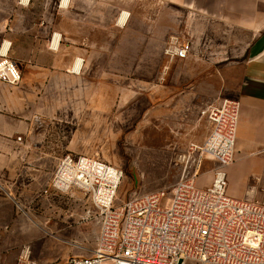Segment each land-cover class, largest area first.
<instances>
[{"label": "crops", "instance_id": "obj_1", "mask_svg": "<svg viewBox=\"0 0 264 264\" xmlns=\"http://www.w3.org/2000/svg\"><path fill=\"white\" fill-rule=\"evenodd\" d=\"M173 34L190 42L193 51L186 59L168 62L166 58L171 72L166 75L167 83L157 86V66L164 62V44L175 37ZM78 44H84L83 48ZM0 49H8V57L22 73L18 86L0 83L8 94L6 103L10 96L20 104L10 109L11 113L20 112L21 118L11 114L13 117L0 120V226L16 222L24 226L20 219H13L16 207L34 210L46 203L59 209L54 201L59 191L50 185L60 154L44 147L48 137L42 134L55 118L59 121L66 116V111L68 121L75 120L72 110L77 82L83 79L78 74L80 57H84L86 81L99 70L103 79L102 66L121 63L126 55L137 64L148 58L151 90L164 87L173 95L192 91L189 81H209L208 73L183 74L179 69L194 63L219 65L226 61L221 50H234L227 56L238 59L234 64L241 75L236 88L241 108L234 162L246 156L264 165V0H0ZM94 65L101 67L94 72ZM78 66L79 71H73ZM212 77L217 88L206 93L207 104L217 105L221 100L220 78L214 72ZM195 90L206 89L198 84ZM37 116L43 121L39 134ZM216 165L210 159L204 161L201 174L208 175L209 183L201 185L202 189L211 185ZM230 195L256 201L254 189L231 191ZM51 220L55 217L45 223ZM12 233L16 236L13 240L39 238L37 231L24 227Z\"/></svg>", "mask_w": 264, "mask_h": 264}, {"label": "rangeland", "instance_id": "obj_2", "mask_svg": "<svg viewBox=\"0 0 264 264\" xmlns=\"http://www.w3.org/2000/svg\"><path fill=\"white\" fill-rule=\"evenodd\" d=\"M173 36L180 37L177 34ZM169 40L164 44V51ZM179 42L183 40L179 38ZM78 46L83 48L84 44ZM233 51L222 49L221 57L226 61L219 65L201 66L194 63L179 69L178 72L183 74L208 73L209 81H189L193 86L192 91H177L173 95L164 87L156 92L151 90L148 58H141V63L137 64L126 55L121 63L110 62L102 66L103 79L99 70V74L96 72V75L86 77L87 81L84 78V57L78 58L81 62L78 74L83 79L77 82L76 106L75 111L72 110L75 120L68 121L67 111L61 120L55 118V124L50 123L46 131L41 132L48 137L44 147L59 150L60 160L67 154L85 155L123 170L124 177L118 190L120 201L144 193L169 191L182 176L183 158L189 145L203 143L209 134L210 124L201 111L210 106L206 93L217 88L213 72L220 78V102L236 100L241 75L234 64L238 59L227 57ZM163 57L164 62L157 66V86H164L167 83L166 75L171 72V65L166 63V56ZM100 67L94 65V72ZM88 79H92V83ZM198 84L206 90L196 93ZM6 95L7 91L0 88V120L12 115L21 119L20 112L11 113L10 109L11 105L16 107L20 104L16 103L14 97L11 100L10 96L6 103ZM155 95L157 99L153 98ZM36 121L40 125L37 128L39 134L43 121L38 116ZM227 180L228 195L231 191L244 193L247 189H254L256 200L264 195V165L251 157L237 158L229 168ZM208 183V175L201 174L198 187ZM58 196L54 201L59 209L51 208L46 203H40L35 211L16 207L13 219H20L24 226H18V222L0 226V264H66L72 257L92 254L99 224L88 197L77 189L59 192ZM53 217L55 220L45 223ZM33 219L40 223H30ZM21 227L34 229L39 238L13 240L16 236L12 231Z\"/></svg>", "mask_w": 264, "mask_h": 264}, {"label": "built area", "instance_id": "obj_3", "mask_svg": "<svg viewBox=\"0 0 264 264\" xmlns=\"http://www.w3.org/2000/svg\"><path fill=\"white\" fill-rule=\"evenodd\" d=\"M7 50L0 49V83L13 86L22 73ZM192 51L190 42L172 37L164 55L181 60ZM240 108L239 101L226 99L201 111L210 133L189 145L182 176L169 191L120 201L123 170L85 155L61 158L50 189L82 191L99 224L92 254L66 264H264V195L249 201L227 194ZM206 159L217 165L211 185L202 189L197 182Z\"/></svg>", "mask_w": 264, "mask_h": 264}, {"label": "bare ground", "instance_id": "obj_4", "mask_svg": "<svg viewBox=\"0 0 264 264\" xmlns=\"http://www.w3.org/2000/svg\"><path fill=\"white\" fill-rule=\"evenodd\" d=\"M53 45H54V44H53ZM74 71L78 72V71H79V66L76 67V68L74 69Z\"/></svg>", "mask_w": 264, "mask_h": 264}]
</instances>
